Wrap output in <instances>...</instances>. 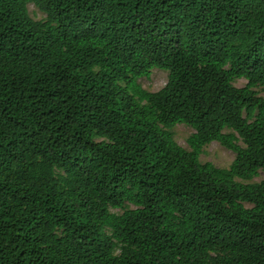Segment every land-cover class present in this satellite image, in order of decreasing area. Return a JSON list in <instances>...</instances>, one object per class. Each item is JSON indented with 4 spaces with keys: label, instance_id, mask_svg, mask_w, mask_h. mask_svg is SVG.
I'll list each match as a JSON object with an SVG mask.
<instances>
[{
    "label": "trees",
    "instance_id": "1",
    "mask_svg": "<svg viewBox=\"0 0 264 264\" xmlns=\"http://www.w3.org/2000/svg\"><path fill=\"white\" fill-rule=\"evenodd\" d=\"M261 93L264 0H0V264H264Z\"/></svg>",
    "mask_w": 264,
    "mask_h": 264
},
{
    "label": "rangeland",
    "instance_id": "2",
    "mask_svg": "<svg viewBox=\"0 0 264 264\" xmlns=\"http://www.w3.org/2000/svg\"><path fill=\"white\" fill-rule=\"evenodd\" d=\"M30 16L35 20L43 19L41 14L32 4L27 5ZM167 81V75L165 72L153 70L148 78H142L139 80V84L143 89L147 91H158L161 89ZM245 84V81L238 80L235 85L241 87ZM264 96V93H261ZM173 138L175 142L184 149H188L186 140L191 135L192 130L183 126L177 125L172 129ZM234 159V155L222 148L218 143L213 142L203 148L202 153L199 156V160L202 163L210 162L217 168H228ZM257 181H259L257 179Z\"/></svg>",
    "mask_w": 264,
    "mask_h": 264
}]
</instances>
